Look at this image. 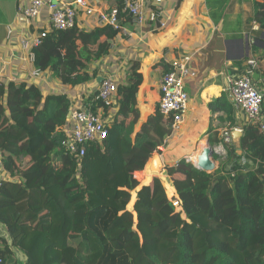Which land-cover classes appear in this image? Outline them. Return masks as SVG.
Segmentation results:
<instances>
[{
	"label": "trees",
	"instance_id": "16d2710c",
	"mask_svg": "<svg viewBox=\"0 0 264 264\" xmlns=\"http://www.w3.org/2000/svg\"><path fill=\"white\" fill-rule=\"evenodd\" d=\"M224 1H206L214 22ZM110 2L130 19L122 12L124 0ZM250 21L257 33L264 31V0L254 3ZM116 34L105 25L52 32L33 49L34 66L80 86L95 78L90 65L108 53ZM217 40L204 50H215ZM141 69V61L132 59L126 82L116 83L118 110L102 142L86 147L79 173L61 146L71 125L69 98L1 80L0 152L8 173L0 181V223L10 243L0 236V264H264V133L257 125H241L244 160L234 144H224L231 164L226 172H202L185 159L165 167L179 203L173 206L162 179L138 187L132 179L169 134L156 108L140 120ZM168 70L166 64L162 73ZM95 94L85 100L93 112L103 106ZM207 107L223 114L226 129L238 128L225 95ZM212 130L208 144L222 143Z\"/></svg>",
	"mask_w": 264,
	"mask_h": 264
},
{
	"label": "crops",
	"instance_id": "0c3cea01",
	"mask_svg": "<svg viewBox=\"0 0 264 264\" xmlns=\"http://www.w3.org/2000/svg\"><path fill=\"white\" fill-rule=\"evenodd\" d=\"M29 1L30 0H10L8 4V10H10L9 13L3 11L2 4L4 3L0 2V81H4L6 86L10 82H26L27 84H34L41 89L43 95L47 93L65 94L69 98V110L78 109L86 103L85 100L90 94L97 91L98 80L103 75L100 77L98 76L95 89L89 85L92 78L80 86H69L61 83L55 76H53L52 72L48 70L44 72L43 78L41 79L31 78L29 75V69H31V65H28L24 60H22L23 55L20 54L21 52L18 41L20 36L18 35L20 31L22 36L29 34L35 29V27L38 26V24L41 22V18L38 22H33L31 28L27 29L23 23H20V20L17 16V12L21 8L25 7ZM90 1L95 4L96 8L99 6L98 8L104 10H108L109 7L113 6V3L110 2V0ZM186 1L188 2L189 6L186 13L188 15V21H192L195 18L203 19L205 26L207 23L212 26L211 30H208V27H204L203 30L199 29L201 32L200 35H202V45L198 46L196 49L179 53L180 55L186 53L191 54V65L196 70V76L187 80L188 84L186 83V87L184 86L189 96V111H187L185 115L183 130L185 128L187 130L191 128L192 135L187 139L194 142L198 140L200 143H202L203 141L208 142L207 137L212 129V131H217L218 135L220 134L221 136L222 131L220 130L222 128L224 129L225 126L218 127L216 124H211V121L213 118H215L216 122L218 121V123H223L224 121L219 119V116H223V114L220 112L212 113L208 109L207 104L208 102L219 97L221 94L225 95L226 99L229 101L228 95L225 91L227 77L237 76L243 72L247 55L248 58H254L256 60L259 68V70L257 69L255 72L253 79L257 81L258 77L260 76V67L264 66V31L257 33L258 25L254 24L253 21H250V19L254 12V3L261 0H225L222 2L223 7L219 9L220 16L216 22H214L209 15L211 10L207 7V0ZM221 1L222 0H208L209 3L216 6L218 5L217 3ZM183 2L184 0H167L165 2V26L168 25L170 17H173V15L176 14L177 4L179 3L180 6L183 4ZM12 10L13 15L9 20ZM43 16L44 15L41 17ZM125 24L128 25V23ZM7 26H10L13 29V33L10 38L7 37ZM79 26L81 29L90 30L94 27H97L98 25L96 24L94 18H81L79 20ZM128 26L130 28H127L132 30L129 37L122 33H117L116 36L110 41L109 51L111 52L113 49L110 55H117L120 52V49L117 48L119 40L128 41L129 45L127 49L124 48V54H120V58L116 60L115 64L113 65V70L107 72V74L114 75V80L117 84H124L127 80L131 60L138 58L141 61L143 80L137 93V98L138 108L141 112L140 120L144 121L149 114L154 112L156 108L157 99L159 96V82L163 74L162 72L164 65L167 64L169 66L168 62L170 60L166 63L164 61L168 57V52L163 54L164 51L154 48L149 41L147 42L148 44L145 43L147 41V36L151 35V33L157 32V30H154L147 24L140 27L133 25ZM246 26L248 29H246ZM173 31H175V29H172L169 34L173 35ZM207 32L209 33L207 34ZM156 35L159 36V34ZM144 36H146V41H144ZM215 36L218 38L215 50L205 51L204 48ZM141 42L147 46L137 50L135 47ZM165 44V39H162L159 42L161 48ZM171 49L172 50L170 51L173 52V55H177L174 52L175 48L173 47ZM21 56L22 59H20ZM105 56H103L100 60H106L108 57ZM100 60L96 62H99ZM109 61H112V59ZM124 64H126V67ZM153 72L158 73L157 77H153ZM119 79L120 81L117 82ZM258 87L261 88V85L258 84ZM197 109L200 110L197 114L192 116L191 110L196 111ZM262 109V113L264 115V102ZM116 110H118L117 97L114 99L111 107L106 111L107 117L109 118L108 121L113 119ZM67 114H69V111ZM203 114H205V119L203 122H199L197 117ZM206 116L209 117L208 122L206 121ZM235 118L238 128H241V125L246 123L245 116L240 110L235 111ZM66 119L70 120L67 118V116ZM201 124L204 125L203 128ZM209 129L211 130L209 131ZM232 144H234L236 154L240 155L241 161H243L244 158L242 156V151L239 149V139L234 140ZM163 154L160 155V159L162 166L165 168L167 164L165 165L163 160L164 157H162ZM151 158L145 165L148 168ZM178 160L179 159H177V161ZM20 163L17 162V165L19 166ZM173 165L174 163L170 166ZM164 170L165 169L162 170L163 174H165ZM7 173L8 171L5 168L3 157L0 152V180H2ZM169 178L170 177L167 176L161 179L164 181V185H168L169 188H173L169 182ZM0 236L5 237L9 241L8 233L1 223ZM16 253L18 254L19 251ZM19 254L22 256L21 253Z\"/></svg>",
	"mask_w": 264,
	"mask_h": 264
},
{
	"label": "built area",
	"instance_id": "2783aa9c",
	"mask_svg": "<svg viewBox=\"0 0 264 264\" xmlns=\"http://www.w3.org/2000/svg\"><path fill=\"white\" fill-rule=\"evenodd\" d=\"M167 0H124L122 12L130 19L120 15L119 9L113 5L107 11L96 8L90 0H30L29 3L17 12L20 23L29 29L33 22H41L27 35H21L18 38L20 46V59L28 65L29 75L33 79L43 78L44 72L34 66L35 54L33 49L39 46L43 40L52 32L65 31L79 25L82 18H94L98 26H109L117 33L130 36L131 31L128 25L143 26L148 25L154 30L165 27L164 4ZM44 15L43 17H41ZM125 23H128L126 25ZM130 28V27H129ZM7 37L10 38L13 29L7 26ZM30 31V30H29ZM169 70L164 72L159 82V96L156 109L163 117L169 128L162 143L157 147L154 153L161 154L170 137L177 133L185 121V115L188 111L189 96L185 91L186 78L196 76V70L192 67V55L189 53L179 55L170 60ZM258 69L254 58H248L245 61L244 70L240 75L228 76L225 91L233 107L243 112L245 121L248 124L257 125L264 133V115L262 105L264 102V77L259 76L255 81L253 76ZM1 83V81H0ZM261 85V88L258 87ZM116 98V81L114 75L106 74L98 80V87L95 94V100L103 106L97 108L96 112L91 110L89 103H85L78 109L69 110V119L71 125L65 130L64 138L61 142L62 150L65 155L71 157L75 163L77 173L83 168L86 147L95 143H101L107 135L106 125L109 118L105 117L104 111L111 107ZM233 129V128H232ZM232 129H224L221 133L222 143L217 146L224 148V144H231ZM241 130V128H236ZM217 152V148H212ZM22 160L18 159V163ZM186 161H189L186 159ZM19 167V166H18ZM162 169L157 172L144 167L132 173V179L137 187L148 182L151 178H164L166 174ZM165 173V170H164ZM1 181V180H0ZM166 194L173 206H178V200L175 199V190L165 185ZM10 243V241H8ZM16 253L18 250L13 249ZM17 256V253H16ZM22 260L24 256L22 255Z\"/></svg>",
	"mask_w": 264,
	"mask_h": 264
},
{
	"label": "rangeland",
	"instance_id": "374dc122",
	"mask_svg": "<svg viewBox=\"0 0 264 264\" xmlns=\"http://www.w3.org/2000/svg\"><path fill=\"white\" fill-rule=\"evenodd\" d=\"M9 1L10 0H0V2L4 3L2 4V8L3 11L5 12H10L9 9ZM188 2L186 0H184L183 4L179 6V3L177 4L176 7V14L173 15V17H170V21L168 23V25L165 26V28H161L160 29H156L157 32L151 33V35L147 36V41L145 40L144 36V41H146L145 43L148 44L147 42L149 41L152 46L156 49H161L163 52V54L165 52H168V57L164 60L165 63L168 62L169 60H173L174 58L178 57V55H180L179 53L182 52H187L188 50H193L198 48V46L202 45V39L200 35V30L204 27H208V30H211L212 26L209 25L207 23V25H204V21L203 19H197L195 18L192 21H188V15L187 13V9H188ZM13 15V10H12V14L9 18V20L11 19ZM172 18V19H171ZM202 24V25H201ZM172 29H175V31H173V35L169 34L170 31ZM205 32V31H204ZM209 32H207L208 34ZM156 34H159V36H157ZM165 39L166 40V44L161 48V45H159V42ZM129 45L128 41L125 40H119L118 42V49H120V52L117 55H110L113 51V49L111 50V52L109 51V53L106 55L108 58L106 60L102 59L99 62H95L92 63L90 65V69L89 72L90 73H94L96 74V77L91 79V83L89 84L90 87H94V89L96 88L97 85V78L98 76L100 77L101 75H106L107 72H110L113 70L114 68V64L116 62V60H118L120 58V54H124V48L127 49ZM147 45H145L144 43H139L136 45V49L140 50L142 48H145ZM175 48L174 52L177 55H173V52L170 51L172 50L171 48ZM126 52V51H125ZM105 56V57H106ZM110 57V58H109ZM110 59H112V61H109ZM104 60V61H103ZM124 66L126 67V64H124ZM169 67V66H168ZM126 72V70H125ZM153 77H157L156 72H153ZM126 76V75H125ZM192 79V78H186V82L185 87H186V83L188 84L187 80ZM120 79L117 81L119 82ZM186 91V89H185ZM187 92V91H186ZM191 107V105H190ZM200 109H197L196 111L191 110V115L194 116L195 114L198 113ZM188 111H189V106H188ZM237 111V110H235ZM205 114L207 115V113L205 112ZM205 114L198 116V120L199 122H203V120L205 119ZM209 117L206 116V121L208 122ZM213 120H215V118H213ZM211 121V124H216V126L218 127H222L225 126L226 128V123H218V121ZM197 122V120H196ZM193 123V122H192ZM202 128H203V124ZM194 126H195V121H194ZM183 125L181 127V129L177 132L174 133L173 136L170 138L168 145L165 146L164 151L161 152V154H163L162 157L165 165L167 164L168 166H170L171 164L175 163L177 161V159H188L189 162L193 163V160H191V157L193 159H197V157L200 155V153L202 152V149L204 147L207 146L208 142L206 143L205 141H203L202 143H200L198 140L197 141H189L187 138L191 137L192 133H191V128L190 129H184L183 130ZM224 128V129H225ZM223 129V128H222ZM222 129L220 131H222ZM223 129V130H224ZM220 136V134H219ZM221 137V136H220ZM209 145V144H208ZM212 148L215 146L217 148V152L212 154V160L215 163L216 169L222 168L224 171L225 170H229L231 167V164H229L228 161V157H227V153H226V149L219 147L217 145H209ZM161 154H157V155H161ZM166 165V167H167ZM166 169V168H165ZM215 169V170H216ZM226 172V171H225ZM225 176H228V174H224ZM146 183V182H145ZM144 183V184H145ZM133 199H134V195H131V199L129 202V208L133 210ZM20 253V252H19ZM17 254L18 260H22V256L20 254Z\"/></svg>",
	"mask_w": 264,
	"mask_h": 264
},
{
	"label": "water",
	"instance_id": "95a60500",
	"mask_svg": "<svg viewBox=\"0 0 264 264\" xmlns=\"http://www.w3.org/2000/svg\"><path fill=\"white\" fill-rule=\"evenodd\" d=\"M67 118H69V114H67ZM241 134H242V130L233 128L231 131L232 142L236 139H239ZM213 153H215V151L212 149L211 146L207 144V146L202 149V152L198 156L197 164L194 165L202 172H207V173L213 172L216 169L215 163L211 157ZM161 169H162V162L160 156L157 155V153H153L149 165V170L153 172H157L160 171Z\"/></svg>",
	"mask_w": 264,
	"mask_h": 264
},
{
	"label": "bare ground",
	"instance_id": "6f19581e",
	"mask_svg": "<svg viewBox=\"0 0 264 264\" xmlns=\"http://www.w3.org/2000/svg\"><path fill=\"white\" fill-rule=\"evenodd\" d=\"M198 158V157H197ZM191 160H193V163L196 165L197 164V159H193L192 157H191Z\"/></svg>",
	"mask_w": 264,
	"mask_h": 264
},
{
	"label": "clouds",
	"instance_id": "9594fccd",
	"mask_svg": "<svg viewBox=\"0 0 264 264\" xmlns=\"http://www.w3.org/2000/svg\"><path fill=\"white\" fill-rule=\"evenodd\" d=\"M5 238V237H4Z\"/></svg>",
	"mask_w": 264,
	"mask_h": 264
}]
</instances>
